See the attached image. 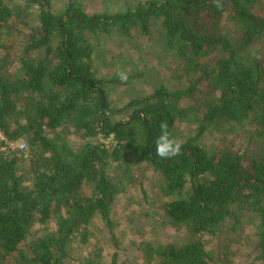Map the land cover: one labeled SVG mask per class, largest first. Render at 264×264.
<instances>
[{"label":"trees","instance_id":"1","mask_svg":"<svg viewBox=\"0 0 264 264\" xmlns=\"http://www.w3.org/2000/svg\"><path fill=\"white\" fill-rule=\"evenodd\" d=\"M113 35L154 38L179 64L158 74L178 86L116 104L126 82L94 68V44ZM161 123L181 144L169 159L156 155ZM0 128L28 144L26 159L0 152V264H132L114 218L132 190L148 209L127 230L187 233L131 244L138 264H264V0H139L117 13L0 0Z\"/></svg>","mask_w":264,"mask_h":264},{"label":"rangeland","instance_id":"2","mask_svg":"<svg viewBox=\"0 0 264 264\" xmlns=\"http://www.w3.org/2000/svg\"><path fill=\"white\" fill-rule=\"evenodd\" d=\"M82 5L83 9L88 13H117L122 12L127 9V7H131L136 5L139 0H78ZM69 3V0H54V4L56 8H64L65 5ZM228 32V31H227ZM97 48L96 60L94 63L95 71L99 76H105L109 79L114 78L116 74L121 78V74H123L126 79H121L122 82H126L124 87L115 89L112 94V99L118 105L124 104L128 102V100L135 99L137 97L143 96L146 93H149L153 88L158 87L159 85H166L168 87L178 86V83L168 77H161L158 72H161L165 75L164 68H171L177 70L179 68V64L173 53L165 52L162 54L161 47L157 44L154 38L150 37H135L132 38H123L118 35L109 36L107 38L98 39L94 44ZM162 54L164 57V63H155L158 61L157 57ZM159 64V65H156ZM120 72V73H119ZM135 74L134 78L131 82L129 81L128 74ZM143 73V74H142ZM140 74L142 77L140 78ZM145 75V76H144ZM144 77V78H143ZM144 79V80H143ZM128 82V83H127ZM218 142L215 139H211L208 142L209 147L212 144H217ZM78 144V143H77ZM150 178L151 175H150ZM148 194H151V188L147 185L146 187ZM136 196V197H135ZM143 194L139 190H132L129 192L127 197L133 198L137 200L136 204L126 206L123 201H125V197H122L121 200L118 201L117 207L115 208L114 218L117 220V235L120 240V244L124 246V248L129 249L131 252L129 254L127 252H122L123 262L125 257L128 255L131 258L132 264H138L139 261L142 260V256L138 252H133L131 244H141L142 241H150L151 239H155L159 241V243H166L172 239L169 237L170 234L174 235L172 241H181L186 239L187 233L184 231H179L176 234L169 229V227L165 224L160 228H154L151 226L146 234L143 233H133L127 230L126 226H123L122 221L125 218L132 219L136 217L137 212H141L147 210L148 207L144 203ZM134 200V199H133ZM140 202V204H138ZM151 207H160V203L155 202ZM155 209V211H157ZM160 212V210L158 211ZM138 219V221H137ZM99 224L102 222L97 220ZM135 224L133 226L140 225V218L134 219ZM122 224V225H121ZM44 230L47 228V225L37 226V229ZM36 229V230H37ZM213 238L207 237L205 239L206 248L212 254L218 253L220 249L217 247L218 240H212ZM219 245H224V242H219ZM247 246V244L245 245ZM238 250V246H232L229 249L228 256L235 258L237 262H245V258L241 253L236 252ZM104 257L110 258L113 255V251H106L103 254Z\"/></svg>","mask_w":264,"mask_h":264},{"label":"clouds","instance_id":"3","mask_svg":"<svg viewBox=\"0 0 264 264\" xmlns=\"http://www.w3.org/2000/svg\"><path fill=\"white\" fill-rule=\"evenodd\" d=\"M121 79H126V77L121 74ZM160 127L161 134L155 139L156 155L163 159L178 155L181 151V144L170 136L166 123H161Z\"/></svg>","mask_w":264,"mask_h":264},{"label":"built area","instance_id":"4","mask_svg":"<svg viewBox=\"0 0 264 264\" xmlns=\"http://www.w3.org/2000/svg\"><path fill=\"white\" fill-rule=\"evenodd\" d=\"M21 151L20 153L24 154V158L28 157V144L23 139L18 141H10L6 138L4 131L0 128V152H7V151Z\"/></svg>","mask_w":264,"mask_h":264}]
</instances>
